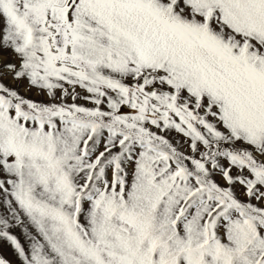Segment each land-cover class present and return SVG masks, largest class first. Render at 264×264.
<instances>
[{"label": "snow or ice", "instance_id": "obj_1", "mask_svg": "<svg viewBox=\"0 0 264 264\" xmlns=\"http://www.w3.org/2000/svg\"><path fill=\"white\" fill-rule=\"evenodd\" d=\"M0 264H264V0H0Z\"/></svg>", "mask_w": 264, "mask_h": 264}, {"label": "rangeland", "instance_id": "obj_2", "mask_svg": "<svg viewBox=\"0 0 264 264\" xmlns=\"http://www.w3.org/2000/svg\"><path fill=\"white\" fill-rule=\"evenodd\" d=\"M3 254L6 255L11 260H15L16 259L15 255L13 254V249L7 244H4V246H3Z\"/></svg>", "mask_w": 264, "mask_h": 264}]
</instances>
